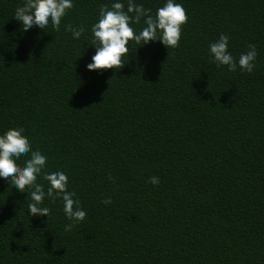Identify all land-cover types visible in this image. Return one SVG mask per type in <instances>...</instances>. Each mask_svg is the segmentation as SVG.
Wrapping results in <instances>:
<instances>
[{
	"label": "trees",
	"instance_id": "obj_1",
	"mask_svg": "<svg viewBox=\"0 0 264 264\" xmlns=\"http://www.w3.org/2000/svg\"><path fill=\"white\" fill-rule=\"evenodd\" d=\"M111 2L73 0L59 31L25 32L23 0H0V134L22 128L86 211L65 231L60 198L32 216L0 179V264H264V0H177V48L130 42L120 69L87 71ZM222 33L235 58L255 45L253 72L209 59Z\"/></svg>",
	"mask_w": 264,
	"mask_h": 264
},
{
	"label": "clouds",
	"instance_id": "obj_2",
	"mask_svg": "<svg viewBox=\"0 0 264 264\" xmlns=\"http://www.w3.org/2000/svg\"><path fill=\"white\" fill-rule=\"evenodd\" d=\"M73 7V0H23L21 6L14 10V18L27 32L33 26L40 30L51 27L60 30L62 18ZM186 11L177 0H164L153 15L135 0H112L110 6L102 5L96 23L91 25L90 45L95 49L91 62L86 65L87 71L120 69L123 58L128 56L130 42L147 45L150 41H159L167 49L177 48L182 34V25L187 22ZM134 29L132 25L141 24ZM65 31L71 33L73 40H79L84 33L83 27L65 25ZM209 59L216 66H226L228 71L253 72L256 64L257 50L249 44L248 50L235 58L229 51V36L220 34L215 42L208 46ZM23 159V167L18 163ZM48 157L39 150H33L22 128H10L0 134V179L6 180L15 190L27 193V211L30 215L49 218L50 209L43 206L45 199L62 200V211L69 221L65 231L85 220L86 211L80 201L74 199L75 193L68 191V176L63 171L45 172ZM38 178L47 182L38 183ZM153 186L159 184V177H149ZM104 204H111V198L104 199Z\"/></svg>",
	"mask_w": 264,
	"mask_h": 264
}]
</instances>
